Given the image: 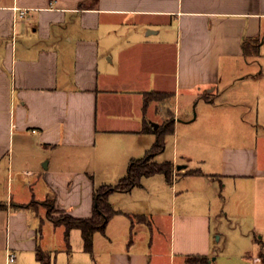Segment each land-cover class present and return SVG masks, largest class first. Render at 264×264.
Returning <instances> with one entry per match:
<instances>
[{
	"label": "crops",
	"instance_id": "crops-1",
	"mask_svg": "<svg viewBox=\"0 0 264 264\" xmlns=\"http://www.w3.org/2000/svg\"><path fill=\"white\" fill-rule=\"evenodd\" d=\"M256 40L261 52L264 0H0V248L40 264V224L56 225L33 202L90 217L95 190L116 184L155 144L152 123L159 127L172 116L174 135L201 107L204 130L213 133L221 125L215 99L234 107L256 98L264 108V60L244 52V43ZM253 65L259 70L251 73ZM150 92L169 97L145 105ZM257 114L264 128V109ZM228 122L248 133L230 131L215 170L198 167L208 160L188 150L180 155L175 138L166 160L174 167L171 180L155 174L109 195L117 213L106 241L112 245L119 229L130 237L106 249V264H186L190 256L264 264V130L251 134L252 122L235 108ZM192 170L200 173L187 174ZM224 179L231 183L227 212L219 205ZM178 186L191 197L167 225L156 219L163 191L174 194ZM215 209L229 217L231 249L212 259L215 236L225 237L212 230ZM137 223L147 228L139 247ZM163 230L166 255L157 250Z\"/></svg>",
	"mask_w": 264,
	"mask_h": 264
},
{
	"label": "rangeland",
	"instance_id": "rangeland-1",
	"mask_svg": "<svg viewBox=\"0 0 264 264\" xmlns=\"http://www.w3.org/2000/svg\"><path fill=\"white\" fill-rule=\"evenodd\" d=\"M262 41V40H261ZM252 57H257L260 60H264V46L261 48V52L258 49V52L256 54H253ZM259 67L257 65H253L252 69H250L251 73L258 71ZM264 97V96H262ZM158 98L163 99L162 96H158ZM169 100L167 99L166 102ZM216 114L221 119V125L219 126V129H215L213 133H210L207 130H204V128L207 126L208 123H206L205 120L202 118V111L201 107H194L191 110L190 118L191 122L188 124H180L178 128L175 129L174 135H168L165 138V148L164 151L161 154H158L155 156L154 160L157 162L161 161H166V160H172L173 158V146H174V141L176 138L177 142V148L179 150V154L185 150H188L194 158H201L204 157L205 159L208 160V162L198 164V167L206 170V171H212L217 168V159L216 156L218 153H220V149L223 146H228V135L232 132L235 131V133H239L242 130L238 128V126L235 127L234 130L229 129L228 127V112L230 108H235V111L241 112L246 121L249 122L251 121L252 127L251 134L255 135V132L257 131H263L264 128L263 126L261 127L259 125V120L261 121L262 118L258 117L257 114V109L261 111L264 108L259 105V101L256 98H252V101L250 102L249 106L244 105V104H238L234 107H232L229 102H225L224 100H216ZM202 104V103H201ZM261 104H264V101L261 100ZM234 111V110H233ZM178 117L180 118L181 122L185 121L187 116L184 111H180ZM188 118V119H190ZM211 118V117H210ZM170 120V119H169ZM261 124V123H260ZM189 126V127H188ZM191 126H196L195 128ZM251 126V125H250ZM187 128H191L189 131H187V138L185 133V130ZM193 128V129H192ZM231 131V132H230ZM246 131L248 133V130H243L242 132ZM262 142V141H260ZM263 145V143H262ZM181 155V154H180ZM178 163L180 165H183L185 162L184 160L180 157ZM186 163H191L186 162ZM190 167V166H189ZM177 168V167H176ZM180 171V170H179ZM155 178H162V176H157ZM181 180V179H179ZM176 183V182H175ZM223 186L221 192V199H219V205L221 209H225L226 212L228 211V200H229V195H230V188H231V183L227 180H223ZM179 186L176 187V192L171 193L170 190L163 191V198L161 200L162 206H163V212L162 215L157 214V220L163 221L164 224H169L170 222V216L173 211H179L181 205H182V200L184 199H190L191 195H183L179 191ZM2 192H0L1 194ZM176 193V195H175ZM13 199L16 200L17 195L15 192H13ZM176 196V197H175ZM22 198V197H21ZM19 198V199H21ZM0 199H5V197H0ZM50 201H44L42 203L38 202H33L34 206L39 205H44V206H39V212L41 215H43L44 220H46V215L50 210L49 207ZM218 208V207H217ZM217 210L213 211V220H212V230L220 231L224 233V236L219 242L216 241L217 237L215 236V245H216V250L214 251V256H212V259H214L216 256L222 254L224 250L229 253V250L231 249L230 247V242L231 238L229 237L230 235V228L231 225L228 221L229 217L226 216L222 212H216ZM50 218H60L61 215L53 210L50 211ZM48 217V216H47ZM125 220V219H124ZM220 220V221H218ZM221 223V224H220ZM220 224V225H219ZM166 226V225H165ZM140 227L139 231L138 228ZM154 228V232L156 233L158 229ZM40 250L44 254L45 261H48L50 259V264H106L107 261L104 260L103 254L106 251V249L111 248V249H117V247L122 245V238L127 239L130 237V235L124 238V234H122L121 230H115L113 232L112 238H113V243L112 245L108 244L106 241V231L105 232H96L93 237V250L92 253L85 252L83 249V240L81 237V233L79 230L73 229L70 231L69 236H65V227L63 225L59 226H51L49 227L46 225V221L40 224ZM135 232H138L137 240V247L143 245V232H147V228L140 223L136 224ZM164 234H161L159 238V244L157 245V250L161 253L166 255L168 254V236L166 235V230L164 231ZM159 233V232H158ZM134 235V234H133ZM139 240L141 242L139 243ZM226 242V243H225ZM9 253H16V258L13 262L9 264H28L27 261L22 260L20 258L19 252L15 251H8ZM232 253V251H230ZM6 251L0 248V264H6ZM163 260V259H160ZM217 261V258H216ZM162 264H168V259L163 260L161 262ZM178 261L176 260V264ZM211 264V263H210Z\"/></svg>",
	"mask_w": 264,
	"mask_h": 264
},
{
	"label": "trees",
	"instance_id": "trees-1",
	"mask_svg": "<svg viewBox=\"0 0 264 264\" xmlns=\"http://www.w3.org/2000/svg\"><path fill=\"white\" fill-rule=\"evenodd\" d=\"M250 45L244 43V52L246 54H256L258 52L259 41H253ZM169 96L162 93L150 92L145 94V105L151 101L162 100ZM170 119V120H169ZM166 122L161 124L156 131L157 139L152 148L146 153L143 158L132 159L127 167V172L114 185H102L94 192L92 215L88 218H75L67 214H62L60 218H50V211L55 210L53 201H50V210L47 213L54 225H63L65 227V236L68 237L73 229H77L81 233L83 240V249L85 252L92 253L93 237L96 232H104L108 221L117 213V211L109 203L108 197L113 192H128L141 183L143 177H149L155 174H162L169 181L172 178L173 164L170 161L157 162L155 156L161 154L165 148V137L174 132V120L171 116ZM145 130L152 131L150 127ZM199 171H188L187 174H198ZM36 258L40 264H50V259L45 261L44 254L37 248ZM186 264H209V258L206 256H190L186 259Z\"/></svg>",
	"mask_w": 264,
	"mask_h": 264
},
{
	"label": "built area",
	"instance_id": "built-area-1",
	"mask_svg": "<svg viewBox=\"0 0 264 264\" xmlns=\"http://www.w3.org/2000/svg\"><path fill=\"white\" fill-rule=\"evenodd\" d=\"M26 12L24 10L20 11V16H24ZM16 256L14 253H8L6 257V264H9L15 260Z\"/></svg>",
	"mask_w": 264,
	"mask_h": 264
},
{
	"label": "water",
	"instance_id": "water-1",
	"mask_svg": "<svg viewBox=\"0 0 264 264\" xmlns=\"http://www.w3.org/2000/svg\"><path fill=\"white\" fill-rule=\"evenodd\" d=\"M152 126H153L154 129L158 128V124L157 123H152ZM176 169H180V167H177Z\"/></svg>",
	"mask_w": 264,
	"mask_h": 264
}]
</instances>
